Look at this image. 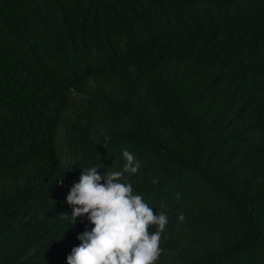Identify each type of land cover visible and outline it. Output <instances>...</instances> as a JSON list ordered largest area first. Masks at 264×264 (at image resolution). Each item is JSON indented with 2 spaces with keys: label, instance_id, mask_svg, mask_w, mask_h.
<instances>
[{
  "label": "trees",
  "instance_id": "obj_1",
  "mask_svg": "<svg viewBox=\"0 0 264 264\" xmlns=\"http://www.w3.org/2000/svg\"><path fill=\"white\" fill-rule=\"evenodd\" d=\"M125 149L156 264H264V0H0V264H67Z\"/></svg>",
  "mask_w": 264,
  "mask_h": 264
},
{
  "label": "clouds",
  "instance_id": "obj_2",
  "mask_svg": "<svg viewBox=\"0 0 264 264\" xmlns=\"http://www.w3.org/2000/svg\"><path fill=\"white\" fill-rule=\"evenodd\" d=\"M126 163L121 171L100 174L96 166L83 170L66 198L70 214L60 215L73 226L79 217L93 225L77 238L67 264H156L161 253L162 233L169 223L166 213H156L134 194L125 174L134 175L141 167L133 153L123 150ZM104 181V183H101ZM181 221L184 216H179ZM156 226V231L150 229Z\"/></svg>",
  "mask_w": 264,
  "mask_h": 264
}]
</instances>
